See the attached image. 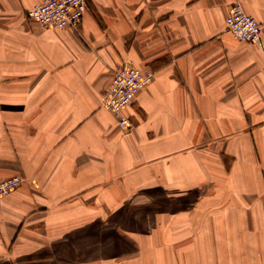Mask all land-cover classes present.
<instances>
[{
	"label": "crops",
	"instance_id": "obj_1",
	"mask_svg": "<svg viewBox=\"0 0 264 264\" xmlns=\"http://www.w3.org/2000/svg\"><path fill=\"white\" fill-rule=\"evenodd\" d=\"M40 1L0 0V178H23L0 264H122L111 216L170 213L183 264H264V0H87L80 34L30 19ZM235 1L259 42L227 30ZM125 59L154 72L127 131L101 106Z\"/></svg>",
	"mask_w": 264,
	"mask_h": 264
},
{
	"label": "built area",
	"instance_id": "obj_2",
	"mask_svg": "<svg viewBox=\"0 0 264 264\" xmlns=\"http://www.w3.org/2000/svg\"><path fill=\"white\" fill-rule=\"evenodd\" d=\"M87 9V0H41L27 10V16L44 29H70L80 34V25ZM227 30L238 40L256 43L261 39V24L235 1L225 18ZM154 78L150 68H142L131 59H125L113 73L101 93V106L111 112L119 127L125 131L134 127L124 109L131 104L137 92ZM23 182L19 175L0 178V196H5Z\"/></svg>",
	"mask_w": 264,
	"mask_h": 264
},
{
	"label": "rangeland",
	"instance_id": "obj_3",
	"mask_svg": "<svg viewBox=\"0 0 264 264\" xmlns=\"http://www.w3.org/2000/svg\"><path fill=\"white\" fill-rule=\"evenodd\" d=\"M154 201L156 209L162 208L167 201L169 202L164 199ZM185 202L183 198H174L170 201L171 210L174 213L181 212ZM145 226H149V229ZM158 226L161 229L156 230ZM160 233L164 234V241L166 240L168 246H159L162 242ZM147 242L151 245H146ZM181 243H183V214H149L139 218L132 215H112L108 222V254H117L123 258L122 264H131L128 260L132 259L126 258L130 256L134 260L133 264H183V246L179 245ZM179 256H182V259L180 257L175 261Z\"/></svg>",
	"mask_w": 264,
	"mask_h": 264
}]
</instances>
